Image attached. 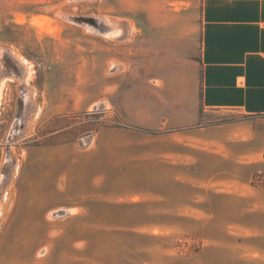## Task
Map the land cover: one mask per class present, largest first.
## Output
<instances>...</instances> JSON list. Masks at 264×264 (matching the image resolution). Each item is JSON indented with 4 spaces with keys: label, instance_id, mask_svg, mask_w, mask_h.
I'll list each match as a JSON object with an SVG mask.
<instances>
[{
    "label": "rangeland",
    "instance_id": "1",
    "mask_svg": "<svg viewBox=\"0 0 264 264\" xmlns=\"http://www.w3.org/2000/svg\"><path fill=\"white\" fill-rule=\"evenodd\" d=\"M200 1L0 0V264H264V116L223 113L220 123L234 129H214L211 147H103L98 155L114 153L127 176L116 191L150 190L154 199L176 192L172 211L183 214L138 208L118 215L112 230L89 232L14 226L29 171L47 167L55 147L82 151L100 136L122 144L134 132L150 135L126 119L125 100L141 89L143 61L153 64L149 88L169 91L155 64H169L176 40L194 58ZM98 21L121 35L107 38ZM172 148L180 151H164Z\"/></svg>",
    "mask_w": 264,
    "mask_h": 264
},
{
    "label": "crops",
    "instance_id": "2",
    "mask_svg": "<svg viewBox=\"0 0 264 264\" xmlns=\"http://www.w3.org/2000/svg\"><path fill=\"white\" fill-rule=\"evenodd\" d=\"M109 29L107 38L122 33L113 23ZM176 43L180 50L172 49L171 56L168 54L169 64L164 69L155 64L159 69L156 75L167 80L169 91L149 88V80L155 77L149 74L153 64L143 61L138 70L141 89L125 100L126 119L148 130L150 135H146L152 139L146 143V135L134 132L122 144H104L100 136L95 149L76 150L73 143L55 147L46 154L47 167L37 168L36 175L29 171V187L15 216L18 231L47 233L53 225H69L81 232L95 226L112 230L118 215H130L138 208L145 209L147 215L183 214L172 211L180 205L176 192L154 199L150 190L116 191V179L126 180L127 176L119 174L114 153L98 154L105 153L103 147H211L216 143L214 129H234V124L220 123L223 113L264 116V0H201L194 58L184 56L183 42ZM177 149L164 151L178 154ZM173 181L190 184L181 179ZM144 182L150 184L153 179L147 176ZM154 208L157 211H148ZM50 215L68 218L53 224Z\"/></svg>",
    "mask_w": 264,
    "mask_h": 264
},
{
    "label": "bare ground",
    "instance_id": "3",
    "mask_svg": "<svg viewBox=\"0 0 264 264\" xmlns=\"http://www.w3.org/2000/svg\"><path fill=\"white\" fill-rule=\"evenodd\" d=\"M98 22H99L98 25H101L102 27H105L104 30H101V31H103L102 33H109L110 32V29H109L110 25L109 24H106V22H104V21H98Z\"/></svg>",
    "mask_w": 264,
    "mask_h": 264
},
{
    "label": "water",
    "instance_id": "4",
    "mask_svg": "<svg viewBox=\"0 0 264 264\" xmlns=\"http://www.w3.org/2000/svg\"><path fill=\"white\" fill-rule=\"evenodd\" d=\"M77 19V18H76ZM78 21H88L91 24H96V20L95 19H87V20H83V17L78 18ZM102 27V26H101Z\"/></svg>",
    "mask_w": 264,
    "mask_h": 264
}]
</instances>
